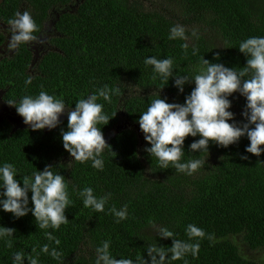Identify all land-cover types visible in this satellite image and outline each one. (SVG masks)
Returning a JSON list of instances; mask_svg holds the SVG:
<instances>
[{"label":"trees","instance_id":"1","mask_svg":"<svg viewBox=\"0 0 264 264\" xmlns=\"http://www.w3.org/2000/svg\"><path fill=\"white\" fill-rule=\"evenodd\" d=\"M19 10L31 13L39 29L36 36L51 18L54 20L48 40L52 50L42 55L34 71L29 68L32 54L24 46L16 56L0 63L5 104L9 99L38 95L41 86L73 108L78 99L104 84L119 86L121 94L113 95L110 104L98 100L110 117L117 113L108 125H99L115 152L105 149L103 171L93 168L91 161L67 164L72 158L61 138L67 118L56 129L42 131L15 129L6 117L0 120V164H15L17 179L54 165L53 170L65 176L72 200L66 210L69 222L58 230L39 229L31 213L15 219L0 211V225L16 229L13 249L0 241V264H12L15 250L30 253L35 247L39 251L40 245L49 243L45 231H53L60 239L64 264H94L95 247L105 240L111 241L110 250L117 259H147L149 244L172 245L171 238L156 234L151 221L168 227L177 239H188V224L214 237L199 240L197 257L189 254L171 264H264L243 253L264 248V154L246 153L247 137L227 148L210 144L209 153H192L189 146L199 137L189 136L183 160L202 159L205 163L187 175L171 164L162 168L155 157L143 151L147 142L137 123L159 92L170 103H183L195 86L185 85L183 94H178L172 79L164 86L161 79H153L152 66L144 64L145 57H172L179 74L191 73L203 56L239 70L246 64L239 43L264 36V0H3L0 21L8 25ZM176 24L185 26L189 43L199 48L197 55L191 47L185 52L183 41L168 39ZM192 29L198 30V40L191 37ZM217 53L219 60L215 59ZM28 75L33 76V82L25 87ZM231 99L229 110L237 122L243 121L245 98L234 93ZM10 109L22 118L14 107ZM123 120L133 127L112 134ZM89 186L97 196L112 194L104 212L83 206L77 191ZM123 205L128 206V218L116 223L109 209ZM40 264L60 262L41 253Z\"/></svg>","mask_w":264,"mask_h":264},{"label":"clouds","instance_id":"2","mask_svg":"<svg viewBox=\"0 0 264 264\" xmlns=\"http://www.w3.org/2000/svg\"><path fill=\"white\" fill-rule=\"evenodd\" d=\"M38 30L29 11L16 12L8 20L7 51L12 53L22 44L30 42L44 43L35 35ZM191 37L199 39L197 29H192ZM168 39L183 41L181 47L185 52L191 47L193 55L199 53V48L189 43L190 37L184 25L172 26ZM238 48L246 58L245 66L239 70L223 63H214L203 56L201 63L191 73L179 74L175 71L172 57H145L144 64L152 66L153 79H161L164 86L172 79L178 94L185 92V85H195L183 103H170L159 92L158 98L150 101L147 110L137 120L147 142L143 151L150 158L155 157L162 168L167 169L171 164L178 172L193 175L203 166L205 161L202 159L183 160L185 140L189 136L199 137L189 146L188 151L192 153H209L210 144L227 148L238 143L242 137H247L250 143L246 146V153L257 157L264 154V36L249 37L241 41ZM215 59H220L219 53ZM32 82V75L25 77V87ZM234 93H239L246 100L241 113L244 120L240 122L235 120V113L229 110L232 108L231 97ZM120 94L119 86L104 84L86 98L78 99L73 108L41 86L38 95H25L19 100L9 99L6 102L15 108L24 124L32 131L56 129L62 123L61 116L67 112V129H61L63 148L72 158L67 164L91 161L93 168L103 171V153L106 148L112 150V146L106 141L99 125H108L117 113L110 117L104 111V104L98 103V100L103 98L110 104L113 95ZM242 158L249 159L247 155H242ZM54 167L48 164L43 170L37 169L31 175L19 176L17 179L19 170L15 164H0V211L11 213L15 219L31 213L36 225L42 230H58L62 224H67L69 219L66 210L72 200L65 176L54 171ZM77 195L85 208L95 212H104L112 196L111 193L97 196L90 186L78 190ZM109 212L116 218V223L126 220L129 215L127 205L119 209L113 206ZM150 223L160 238L172 239L170 247L158 243L149 244L145 249L147 259L141 256L134 261L124 256L117 259L110 250L111 241L105 240L95 247L94 264H171L189 254L197 257L200 251L199 240L206 236L209 240L214 238L201 227L188 224L185 229L188 239H177L168 227L158 225L155 221ZM15 232V228L0 225V241L8 249L14 248ZM44 235L49 243L40 245L39 251L35 247L30 253L23 249L13 251L12 264H40L41 253L64 264V254L58 247L60 239L53 231H45Z\"/></svg>","mask_w":264,"mask_h":264},{"label":"flooded vegetation","instance_id":"3","mask_svg":"<svg viewBox=\"0 0 264 264\" xmlns=\"http://www.w3.org/2000/svg\"><path fill=\"white\" fill-rule=\"evenodd\" d=\"M20 12H22V10H19ZM8 25L1 22L0 21V63L3 62L5 59L7 58H12L14 56H16V54L18 53L19 49H17L16 51L9 53L7 51V41L9 38V33L7 31ZM45 30L43 29V31L38 34V38L39 40H41V35L45 34ZM51 35L49 37H47L44 41V43H38V42H30V43H26V44H22L20 47L24 46L25 48H27L31 54H32V58H33V54L34 51L38 52L39 54V59H41L42 55H44L45 53H47L49 50H52V48L50 47L48 40L50 39ZM38 61L32 65V60H31V64L29 66L30 70H35L36 69V65L38 63Z\"/></svg>","mask_w":264,"mask_h":264},{"label":"water","instance_id":"4","mask_svg":"<svg viewBox=\"0 0 264 264\" xmlns=\"http://www.w3.org/2000/svg\"><path fill=\"white\" fill-rule=\"evenodd\" d=\"M3 0H0V5L2 4ZM55 15V13L53 14ZM53 24H54V20L51 18L46 24H45V28L46 29V33L41 35V40H45L51 33V28L53 27ZM38 58H39V54L38 52L34 51V54H33V58H32V65H34L37 61H38ZM2 94H3V91L0 90V120L4 117V114L7 112V114L5 115V117L7 118V120L12 124L14 125L15 129H18V128H22V129H26V128H30L28 125H25L24 122H23V118H19L17 117L10 109V106L5 104L3 101H2ZM3 108L6 110V112H3ZM64 115V114H63ZM63 115L61 116V120L62 119H65L63 117Z\"/></svg>","mask_w":264,"mask_h":264},{"label":"rangeland","instance_id":"5","mask_svg":"<svg viewBox=\"0 0 264 264\" xmlns=\"http://www.w3.org/2000/svg\"><path fill=\"white\" fill-rule=\"evenodd\" d=\"M46 29L47 28H45V26H44V30L45 31H46ZM5 109L3 108V112H6ZM6 114H7V112L4 114V117H5ZM63 117L64 118H67V112H65V114L63 115ZM132 127H133V125H131L130 123L125 122L123 120V122L120 125H118L112 131V134H115L118 130H121V129H124V128H132ZM105 139L107 140V136L105 137ZM243 253L246 254L247 257H249L250 259H252V260H254V261L258 262V263H264V248L261 249V250L255 251V252H251V253L246 252V251L245 252L243 251Z\"/></svg>","mask_w":264,"mask_h":264}]
</instances>
